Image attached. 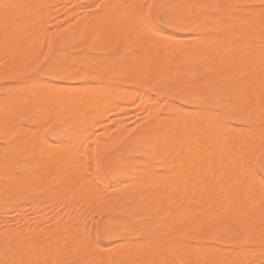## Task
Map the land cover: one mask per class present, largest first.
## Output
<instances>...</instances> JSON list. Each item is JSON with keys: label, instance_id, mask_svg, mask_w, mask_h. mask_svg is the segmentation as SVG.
<instances>
[{"label": "snow or ice", "instance_id": "snow-or-ice-1", "mask_svg": "<svg viewBox=\"0 0 264 264\" xmlns=\"http://www.w3.org/2000/svg\"><path fill=\"white\" fill-rule=\"evenodd\" d=\"M10 7L6 5L5 10ZM71 7L75 9L77 6ZM79 7L103 11L108 6L99 0ZM116 7L124 9L125 16L135 18L143 32L159 34L164 29H173L196 33L211 29L206 35L214 37L213 40L194 45L184 53L181 63L185 67H206L221 56L222 49L232 51V61L238 67L231 75H221L217 79L193 74L190 83L184 87L180 86L178 78L163 76L152 79L138 75L137 86L144 92L136 96L131 105L142 109L148 117L156 113L153 123L161 119L160 113L171 111L180 99L185 104L205 106L202 109L206 112L204 126L197 128L195 142H182L174 162L163 173L152 172L150 167L143 169L151 178H160L164 182L169 204L167 209L156 208L147 216L142 211L98 214L100 219L93 227L92 237L81 245L85 256L75 261L63 255L68 251L67 239L63 240L62 248L57 237L42 241L32 236L4 235L0 237V264H103V261L88 259L87 249L98 245L100 236L109 239L116 235L122 237L123 251L128 256L122 259L117 255L111 264H264V152L250 157L248 166L249 173L259 177L262 188L259 215L255 214L254 208L237 215H233L230 209L193 215L194 202L187 199L185 203L190 184L216 176L217 159L235 136L258 134L264 141V0H202L191 5H165L156 0H143ZM197 21H201L199 27H196ZM46 31L51 34L45 37V47L49 52L53 47L60 49L68 38V29L64 25L59 31ZM3 63L0 60V65ZM51 67L49 56L41 54L17 67L14 73H0V84L9 87L7 82L10 81L35 80L49 74ZM56 78L66 77L57 75ZM236 83L246 85V96L225 98L228 86ZM37 91L48 92L47 89ZM14 108L15 101L6 94L0 106V120L6 124L17 122ZM35 113L36 109H33L24 119L31 123ZM144 122L141 119V123ZM40 127L49 136L74 135L83 155L89 159V170L101 177L128 173L137 161L151 166L155 157L160 155L158 147L138 150V155H130L128 136L123 139L113 136L101 142L104 132L116 130L114 122L110 129L103 131L93 125L90 133L69 119L48 120ZM137 127L133 124V129ZM4 136L7 139V132ZM10 159V154L5 152L3 162L6 169ZM16 175L19 177L22 173L17 172ZM7 180L6 175L5 182ZM181 191L185 192L184 197L180 196ZM195 204L199 206V202Z\"/></svg>", "mask_w": 264, "mask_h": 264}, {"label": "rangeland", "instance_id": "rangeland-1", "mask_svg": "<svg viewBox=\"0 0 264 264\" xmlns=\"http://www.w3.org/2000/svg\"><path fill=\"white\" fill-rule=\"evenodd\" d=\"M1 1V0H0ZM31 1H33L34 3H37L38 1H40L41 2V0H31ZM46 3H49V5H48V7L51 5H53L52 7L50 6L49 7V11H48V7L46 8V7H44V8H46V14L48 15V17L46 18V19H44V17H43V19L42 18H40V19H42L41 20V22H40V24L39 25H37L38 26V28H37V26H36V23H37V21L39 20V19H37L36 17V15H38V12L34 9H32V8H30L29 10H30V12H31V10H32V14H30L29 15V17H27L26 16V14L29 12H24L23 11V15L24 16H26L27 17V19H28V21L25 23L24 22V24H27L26 26L25 25H20L21 26V28H20V26L16 29V32H17V35L18 36H21L20 34L22 33L23 35H24V32H21V30H25V27H27V34L28 35H26L27 36V38H22V39H24V40H20V41H17V42H14V43H17L15 46L16 47H18V48H22L23 49V47H26V46H28L29 44V42H30V38L32 39V41H34V42H38V40H39V42L38 43H36V52H37V50L41 53V54H43V55H48L49 56V59H50V61H51V65H53V62L55 63L54 65H53V67H51V70L52 69H54V72L56 73V74H58L59 76H61V77H66V78H64V79H52V80H50V79H48V78H45V77H47V75H44V76H41V77H38V78H36L35 80H37V81H35V80H33V79H28V80H17V81H10V82H7L8 84H9V87H13L12 89H11V91H9L8 90V87H5L3 84H0V92H2V93H0V101L2 100L3 101V97L6 95V94H10L9 96L11 97H13V98H15L16 100H17V102H19L20 100V102H22V100H23V98L21 99V98H19V97H17V96H14V92L16 91L17 93L18 92H21L20 94L22 95L23 93H25L26 92V94L27 93H31V91H30V87H32V86H34V85H36L37 83H38V85L41 83V82H45V83H50L51 85H54V86H58V85H61V84H63V83H69V84H71V85H76L77 87H81V85L80 84H82L83 85V87L82 88H84L85 86H84V84L85 85H92V84H101V85H108V84H112L113 86H120V90H122V91H124L123 89H122V87L124 88V89H126L127 90V88L129 89L130 87L132 88V89H135V90H138L141 94H143V92H144V89H140L138 86H137V83H136V81L135 80H133L130 76H127L126 77V75H128V73L126 72V70L128 71L129 70V68L131 69V70H133L134 72L133 73H137V74H143L146 78H153V79H155V78H157V77H163V76H170L171 78H173V79H179V81H180V86L181 87H184V86H186V85H188L189 83H190V81L192 80V77H193V74H196V75H198V76H204V77H207V78H209V79H216L217 77L219 78L220 77V75H223V73H224V75H231L232 74V72H233V69L234 68H232L231 70H232V72L230 71V70H228V69H230V67H229V65L231 66V67H234V65L235 64H231V63H228L229 61H231L232 63H233V61L231 60V59H229V57H230V53L232 52V51H230V49H229V51H228V49H224L223 51L221 50V52H225V53H221V54H223V55H221L222 56V59H223V57L225 56L226 58H224L223 59V61L225 60V64H224V66H223V62H221L222 60H221V58H220V60L221 61H218L219 62V64H218V62H217V60H219V58H217L216 59V61H215V63H216V65L214 64V63H210V64H208L206 67H208V68H206V67H203V68H201V67H191V68H189V67H185L182 63H181V61L184 59V53L186 52V50H188V49H190L191 48V43H197L198 42V44H199V40H200V44L201 43H207V42H210L211 40H213V39H211L210 38V40L209 41H202L201 42V39L202 40H205V39H203L204 37L206 38H209L208 36H210V35H206L207 33H209L210 31H211V29H204L203 31H200V32H196V33H194V32H177V31H175V30H173V29H164V31H162V32H160L159 33V35H160V38L161 37H163L162 39H164L163 41H162V39H159V42L160 41H162L163 43H165L166 44V42H168V41H170L169 39H174V38H177V40H174L173 42H168V43H171V44H166V46H164L163 44H161V45H163L165 48H167V47H169L168 49H169V54L171 55H168V58H158V59H154L153 57H152V52H150L151 53V55L148 53H145V54H147V57L148 58H146V56H145V54L144 55H142L143 53H144V51L145 52H147V48H148V46H147V42L145 43L144 41H141V39L142 40H145L146 41V36H145V34L143 35V36H140V38L141 39H137L138 38V36L140 35L139 34V31H138V33L136 34V35H131V34H133V33H135L134 31H136V29L138 28V27H136V25H135V28H133L134 30L132 31V29H131V33L130 34H128L129 32H125L126 34V36H124V34L122 35V34H120V33H124V31L123 32H118V30H115V32H112V30L110 29V31H109V28H112V26L113 25H115V23L113 24V20H115V18L114 17H112V18H114L113 20H111L112 18H111V16L112 15H110V19L108 18V20L106 19L105 21H102L103 23H102V26L103 27H101L102 29L101 30H99V29H97V28H91L92 27V25H91V23H89L90 25H91V27H89V25L87 24L90 20H91V22H92V19H98L99 18V15H100V13L102 12V11H100V10H98V9H93L92 11H89L88 9V11H86L85 10V8H81V7H79V5H81V4H95V3H97L98 2V0H93V1H89V2H83V0H67V1H65V0H53V1H55V3H51V2H53V1H49L48 2V0H44ZM56 1H58V3L56 2ZM75 1H78L77 3L75 2ZM140 1H142L143 2V0H140ZM174 1H176V2H174ZM196 0H156V2L157 3H159V4H165V5H171V4H186V3H188L189 5H191V4H193V3H196L197 1H198V3H200V2H202V0H197L196 2H195ZM102 2H103V4H105V5H107L108 7H110L111 5H112V3H113V0H102ZM139 2V1H138ZM75 3L77 4L76 6V8L75 9H73L72 7H71V5H75ZM117 3L118 4H116V5H120V4H124V3H129V1L128 0H119V2L117 1ZM141 3V2H140ZM79 4V5H78ZM7 5H11V6H14L15 7V3H9V4H7ZM6 6V5H5ZM45 6H46V4H45ZM13 7V8H14ZM26 8V7H25ZM24 8V9H25ZM28 8V7H27ZM26 8V9H27ZM10 9H12V7H10ZM14 9H16V8H14ZM14 9H12V10H14ZM40 9V8H39ZM118 9H121L120 10V12L119 13H122V14H124V12H125V10L123 9L122 10V8H119L118 7ZM23 10V9H22ZM41 10H43V8L41 9ZM40 10V11H41ZM117 9H115L114 11H116ZM33 11H36L35 13L33 12ZM121 11H123V12H121ZM20 12V11H19ZM22 12V11H21ZM20 12V15L22 14ZM29 12V13H30ZM111 12H112V10H111ZM42 15H43V13L42 12H40ZM115 13V12H114ZM22 15V16H23ZM31 15L35 18V19H37V20H35L34 18H30L31 17ZM44 16V15H43ZM123 16V15H122ZM25 17V18H26ZM19 18H21V17H19ZM30 18V19H29ZM124 18H127V16H125V14H124ZM130 18V17H129ZM132 18V17H131ZM130 18V19H131ZM3 19V18H2ZM1 18H0V29H2V27H3V24L5 23L4 22V20H2ZM27 19H25V21L27 20ZM121 19H123V18H120L119 19V21H122ZM98 20H100V18L98 19ZM132 21L133 20H130V24L132 23ZM115 22V21H114ZM136 22V21H135ZM107 23H112V25H107ZM117 23L119 24V26H120V22H118V20H117ZM117 23H116V25H117ZM83 24H85V25H83ZM86 24H87V26H86ZM106 26H105V25ZM136 24V23H135ZM61 25H64L65 27H67V29H68V38H67V42L65 41V43L63 44V46L60 48V49H56L55 47H53L52 48V51L51 52H49L48 51V49L45 47V44H46V40H45V37H50V32H48V31H46V29H55V30H57V31H59L60 30V28H61ZM82 25V27H79L80 28V30L78 31V29H77V27L78 26H81ZM115 25V26H116ZM132 26L134 25V21H133V23L131 24ZM2 26V27H1ZM114 26V27H115ZM118 26V25H117ZM118 26V27H119ZM138 26V25H137ZM89 27V30H87V28ZM109 27V28H108ZM117 27V28H118ZM199 27V26H198ZM82 28V29H81ZM87 30V31H86ZM90 30H92V31H90ZM85 31H86V33H85ZM117 31V32H116ZM121 31V30H120ZM141 31V30H140ZM78 32V33H77ZM80 32V33H79ZM83 32V33H82ZM88 32V33H87ZM110 32V33H109ZM142 32V31H141ZM26 33V32H25ZM95 33H97V35H98V37H97V35H95ZM144 33H146V32H144ZM148 33V32H147ZM147 33H146V35H147ZM80 34H83V35H81L80 36ZM99 34L100 35H102L103 37H100L99 36ZM110 34H112V35H110ZM122 35V36H124V37H120V35ZM162 34V35H161ZM93 36L91 39H90V37L91 36ZM149 35V34H148ZM147 35V36H148ZM1 36V35H0ZM116 37V36H119V37H117V39L116 38H114V37ZM137 36V37H136ZM22 37H24V36H22ZM129 37H131V38H129ZM170 37H172V38H170ZM201 38V39H196V38ZM29 38V39H28ZM98 38H101V40H103V41H100ZM103 38V39H102ZM122 40V41H124L125 39H126V41H124V42H122L120 39ZM206 38V39H207ZM26 39H28L29 40V42H28V40H26ZM99 41H98V40ZM119 39V40H118ZM128 39V40H127ZM130 39V40H129ZM195 39H196V41L197 42H195ZM147 41H149L150 42V44H152L155 40H151L150 38H148L147 39ZM148 42V43H149ZM161 42V43H162ZM26 43V44H25ZM31 43V42H30ZM67 43V44H66ZM28 44V45H27ZM125 45L123 48H122V46L123 45ZM129 44V45H128ZM194 44H192L193 46H194ZM2 45V44H1ZM131 45V46H130ZM195 45H197V44H195ZM14 46V44L12 45V47H11V49H15L16 47ZM65 46V47H64ZM69 46V47H68ZM130 46V47H129ZM133 46H134V48L136 47V49H134L133 48ZM180 46V47H179ZM30 47V48H29ZM29 47H28V50L29 51H23V52H25V53H23L22 55V57H21V59H19L18 61H16V57L14 58V59H12V54H14V52L12 51V50H10V49H8L7 50V48H6V51L4 50V53H2V49H4V45H2V48L0 47V51H1V54H0V57L4 54V55H6V53L8 54V52H9V55H8V57L9 56H11V58H9L8 59V57L7 56H5V57H1L2 59H4L3 61H5L4 63V66L3 65H0V70L1 69H3V68H1V66L2 67H5V70H6V68L8 67V66H10L11 67V69H13L14 71H15V69H16V67H19V66H16L15 67V65L16 64H14V65H12V61H11V64L9 63V62H7L8 60L10 61V60H13L14 62H18V63H20L21 61H22V63H20L21 64V66L23 65V62H24V60H25V62H30V61H33L35 58V56H37V53H34L33 52V54H32V56H34V54H36L34 57H32V59H30L28 56L29 55H31L30 54V51L32 52V48H33V45L31 46V45H29ZM163 47V49L165 50V48ZM9 48V47H8ZM38 48V49H37ZM66 48H68V49H66ZM96 48H98V49H96ZM177 48V51H175L174 49H176ZM27 49V48H26ZM122 49V51H120ZM125 49V50H124ZM142 50V49H145V50H142L141 52H139V50ZM172 49V50H171ZM12 51L13 53H11V55H10V51ZM15 50H17V48L15 49ZM19 50V49H18ZM99 50V51H98ZM97 51V52H96ZM136 51V52H135ZM137 51L140 53H137ZM180 51H182V52H180ZM185 51V52H184ZM29 52V53H28ZM99 52V53H98ZM102 52V53H101ZM134 52H135V54H134ZM176 52V53H175ZM184 52V53H183ZM230 52V53H229ZM16 53V52H15ZM106 53H107V55H106ZM121 53V54H120ZM139 54V56L140 57H143L144 58V60H143V58L141 59V58H139V56H137L136 57V55L137 54ZM183 53V54H182ZM226 53H228V54H226ZM29 54V55H28ZM60 54H61V56H60ZM89 56H88V55ZM15 55V54H14ZM53 55V56H52ZM99 55V56H98ZM106 55V56H105ZM134 55H135V57L137 58V60L136 61H139V59H141L140 61H139V63H137V62H135V60H134ZM228 55H229V57H228ZM231 55H233L232 53H231ZM38 56H41V55H39V53H38ZM65 58H64V57ZM152 57V58H150V57ZM20 57V56H19ZM25 59H24V58ZM26 57H28L29 59H30V61L27 59L26 60ZM98 57V58H97ZM105 57V58H104ZM111 58V59H109V58ZM232 57V56H231ZM1 58H0V60H1ZM7 58V59H6ZM18 58V57H17ZM128 58H130V59H128ZM98 59H99V61H103V63L102 62H99L98 61ZM152 59V60H151ZM164 59V60H163ZM229 61H228V60ZM144 62H143V61ZM160 60H161V62H160ZM53 61V62H52ZM151 61H154L155 63H154V65L155 64H158L157 66H158V68L156 67V65H155V67H153V66H151L152 64H153V62H151ZM157 61V62H156ZM175 61V62H174ZM227 61V62H226ZM25 62H24V64H25ZM131 64H130V63ZM151 62V63H150ZM158 62H160V63H163V65H160V63H158ZM7 63V64H6ZM98 64L99 66L97 67V66H95V64ZM142 63H143V65H142ZM166 65H165V64ZM174 63V64H173ZM8 64H10V65H8ZM57 64V65H56ZM213 64V65H212ZM19 65V64H18ZM128 65V66H127ZM212 65V67L213 66H215V70L213 69L212 70V68H210V66ZM91 66V67H90ZM166 66V67H165ZM216 66H218V67H216ZM55 67V68H54ZM96 67V68H95ZM108 67V68H107ZM110 67V68H109ZM125 67H127L126 68V70H125ZM160 67V68H159ZM223 67H224V69H223ZM225 67H226V70H228L227 71V73H226V71L225 72H223L224 70H225ZM236 67H238V65L236 66ZM235 67V68H236ZM9 68V67H8ZM57 68H59V69H57ZM105 68V69H104ZM113 68H114V70H113ZM146 68V69H145ZM153 68H155V69H153ZM177 68V69H176ZM228 68V69H227ZM11 69L9 68V69H7L6 71H4L5 73H14V71L12 72L11 71ZM55 69H56V71H55ZM62 69V70H61ZM109 69V70H108ZM145 69V70H144ZM151 69V70H150ZM161 69V70H160ZM211 69V70H210ZM10 70V71H9ZM59 70V71H58ZM70 70H71V72H70ZM123 70V74L122 73H120L121 71ZM151 72H150V71ZM155 71V73H153V71ZM165 70V71H164ZM185 70H187V71H185ZM196 70V71H195ZM217 70V71H216ZM96 71V72H95ZM112 71V72H111ZM125 71V72H124ZM130 71V70H129ZM128 71V72H129ZM136 71V72H135ZM144 71V72H143ZM159 71V72H158ZM172 71V72H171ZM195 71V72H194ZM199 71V72H198ZM220 71V72H219ZM234 71H235V69H234ZM1 72V71H0ZM59 72V73H58ZM61 72H63V73H61ZM92 72V73H91ZM147 72V73H146ZM149 72H150V74H149ZM157 72V73H156ZM166 72V73H165ZM186 72V73H185ZM196 72H198V73H196ZM230 72V73H229ZM131 73H132V71H131ZM63 74V75H62ZM86 74H88V75H86ZM202 74V75H201ZM218 74V75H217ZM220 74V75H219ZM73 75H75V76H73ZM181 75V76H180ZM207 75V76H206ZM211 75V76H210ZM216 76V77H215ZM94 77V78H93ZM99 78V80H97L96 78ZM130 77V78H129ZM213 77V78H212ZM101 78V79H100ZM127 78H128V80H127ZM89 79V80H88ZM92 79V80H91ZM114 79V80H113ZM65 80V81H64ZM85 80V81H84ZM103 80V81H102ZM113 80V81H112ZM123 81V82H122ZM34 82H36V84L34 83ZM84 82V83H83ZM87 82V83H86ZM104 82H105V84H104ZM121 82V83H120ZM31 83V84H30ZM45 83H42V84H45ZM92 83V84H91ZM117 83V84H116ZM26 84V85H25ZM13 85H15V86H13ZM29 85H30V87H29ZM87 85V86H88ZM89 85V86H90ZM243 85L244 84H242L241 83V85H240V83H236V84H231V85H229L228 87L229 88H227L226 90L227 91H225V93H224V96H226L225 98H232V99H236L237 97H240V98H242L243 96H246V94H245V91H246V87H243ZM122 86V87H121ZM241 86V87H240ZM246 86V85H245ZM238 87H239V89H238ZM242 87L244 88V89H242ZM14 88H16V90L14 89ZM87 88V87H86ZM86 88H85V90H86ZM115 88V87H114ZM233 88V90H235V92H237L236 94L238 95H236L235 94V92H232V90L231 89ZM14 89V91H12ZM18 89V90H17ZM24 89V90H23ZM118 89V88H117ZM238 89V90H237ZM6 90V91H5ZM83 90L84 89H82V92H83ZM237 90V91H236ZM241 90H245L244 92H242L243 94H245V95H242L241 96V93H240V91ZM25 91V92H24ZM8 92V93H7ZM238 92H239V94H238ZM98 93V92H97ZM231 93H232V95H231ZM13 94V95H12ZM70 95H73V92H67V96H70ZM11 97V99L12 100H14L15 101V105L17 106V104H18V106H19V104L20 103H16V100L15 99H13ZM17 97V98H16ZM40 97H35V98H33L32 100H30L29 102H27V103H25V106L27 107V109H30V108H33V109H36V112H39L40 110H42V108H43V105L42 104H40V103H42V98H40ZM161 99H163V97H160ZM244 98V97H243ZM112 99V98H111ZM1 101V102H2ZM81 101H84L85 103H86V105H88L87 103L89 102L88 101V99L86 98L85 100H83V98H82V100ZM112 101V100H111ZM132 101V100H131ZM131 101H128V102H126L124 105H123V107H121V108H119V109H114V108H110V109H108L107 111H105L104 112V114H103V119L101 120V121H99V123H97V124H94V125H96V129L97 130H100V131H103V129H110L111 128V126H112V123L114 122L115 123V125H116V130L115 131H112V132H104L103 134H105L106 135V138L107 139H111V137H113V136H116L117 134H119V135H121V134H123V136H128V139L131 141V145H130V155H138V150L139 151H146V150H148V148H146V147H144V148H140L139 147V141H140V135H137V133H141V131L143 130V128H144V126H146L147 124H150V121L149 120H147L146 119V116H147V114L146 113H144V111L142 110V109H139V108H136V107H133L132 105H131ZM83 102V103H84ZM3 103V102H2ZM39 103V104H38ZM82 103V102H81ZM184 103V100L183 99H180V100H178V101H176V105H175V108L172 110V111H168V112H163V113H160V115L161 116H166V118H171V117H180V115L181 114H183L182 116H185V115H189V114H194V115H199V114H201L202 112H203V110L202 109H204V105H201V104H196V103H191V104H183ZM1 104V103H0ZM3 105V104H2ZM1 106V105H0ZM15 106V108H14V114L15 113H17L18 114V110H17V107ZM32 106H34V107H32ZM40 106L42 107V108H40ZM177 106V107H176ZM39 108V109H38ZM177 108V109H176ZM186 108V109H185ZM45 109L43 108V111H41V112H45L44 111ZM48 112H49V110H47ZM61 111V112H60ZM59 112H58V114H57V116H55V117H58L57 119H55L54 117L52 118V116H48V117H51V119L49 118L48 119V117H46V112H45V114H43L42 116H41V112H39V113H36V115H37V119L36 120H38V123L37 122H35L36 124H32L33 122H31L30 124H29V121L28 120H25L24 119V117L22 116L21 117V115H20V113L18 114V115H14V117H15V121H17V122H15V124H16V126H13V128H17L20 124H23V125H26L27 127H29V128H36V125L37 124H39V123H41V124H44L46 121H45V119H47V121L48 120H52V121H56V120H60V118L61 119H69V116H70V114L72 113V111H73V106L71 105V104H66V105H64L62 108H61V110H60ZM191 111V112H190ZM47 112V113H48ZM194 112V113H193ZM52 113H53V111H51L50 110V112L48 113V115H52ZM185 114V115H184ZM77 115V114H76ZM172 115H174V116H172ZM39 117V118H38ZM43 117V118H42ZM46 117V118H45ZM162 118H164V117H162ZM55 119V120H54ZM141 119H143L145 122L142 124L141 123ZM35 120V121H36ZM44 120V121H43ZM2 121V122H1ZM28 121V122H27ZM0 161L2 160H4V153L5 152H7V153H9L10 154V156H11V158H14V159H10V161H9V165H10V167L9 168H12L13 170H7L10 174H13V172H14V174L13 175H15L17 172H19V173H22V175H21V177H23L25 180H30V179H35V178H37V179H39L40 177H39V174H41V173H36V171L34 170V169H32V164L33 163H35L36 161V159L38 160L39 158H41L42 157V153H43V151H42V149H40L37 153H36V155L35 156H30L28 153H26V151H25V149H24V147H23V145L21 146V143H19L18 141H20L19 139H24L26 136H24V135H22V136H18V137H15L16 136V134L15 133H13V132H11V133H9L10 131H13V129L12 130H10L12 127H11V125L13 124H10V125H8L7 124V126H9L10 128H9V131H8V127L6 126V125H4V123L5 122H3V120H0ZM19 122H21V123H19ZM40 124V125H41ZM133 124H136V125H138V127L137 128H135V129H133ZM14 125V124H13ZM40 125H38L37 127H39ZM6 126V128H4V127ZM93 126V125H92ZM91 126V127H92ZM91 127L88 129V130H90L91 129ZM4 129H6V131L4 130ZM41 129V131H42V135L40 136L41 138V140H42V138H43V140L45 141V140H52V138L55 136L58 140H59V142L57 143V145L58 144H60V146H65L66 144H68V143H70L71 145H74L75 144V142L77 141L76 139H71V142H70V140H67V139H65L64 138V135H53V136H49L46 132H44L43 130H42V128H40ZM14 131H15V129H14ZM41 131H40V133H41ZM5 132H7V137H8V140L7 139H5V136H4V133ZM123 132V133H122ZM125 133V134H124ZM129 133L131 134V135H129ZM171 133V137L169 138V139H173V138H175V136H177L176 134H175V132H170ZM174 133V134H173ZM10 134V135H9ZM179 135V134H178ZM251 135V134H250ZM250 135H248L247 136V134L245 133V136L244 135H240L239 137H238V135L236 136V138L234 139H232L231 141H236V139H237V144L238 143H241V144H239L240 146L242 145V148L240 149V147H238V153L236 154H234V155H238L239 154V156L238 157H240L241 158V160L242 161H244V159H242V157H241V155L242 156H244V158H246L250 153H251V151H253V149H254V151H256L257 150V152H252L251 153V155L252 154H254V156H259L260 155V153L261 152H264V141L262 142V140H259V136H258V134H257V138H256V144H255V142H253V140H251L250 141V138H252V136H250ZM256 134H254V136H255ZM242 136V137H241ZM244 136V137H243ZM2 138V139H1ZM10 138V139H9ZM255 138H252V139H254L255 140ZM101 139H103V136L101 137ZM123 139V138H122ZM244 139V140H243ZM246 139H248L250 142H252L253 143V145L251 144H249V142L246 140ZM242 140V141H241ZM259 140V141H258ZM16 142L17 141V144L20 146V148L21 149H19V151H18V148H19V146H17V144L16 143H14V142ZM135 141V142H134ZM241 141V142H240ZM245 141H247L246 143L248 144H246V143H244ZM177 143H179V145L181 144V141H180V138H179V140H177L176 141ZM260 142V143H259ZM262 142V143H261ZM5 143H7V145H8V147L7 148H5ZM13 143V144H12ZM61 143H63V145L61 144ZM66 143V144H65ZM244 145H243V144ZM257 143H259V145L257 144ZM15 145V146H14ZM229 145H231L232 146V148H231V146L228 148L229 149V152L231 153V152H233L234 153V151H236L237 152V149H236V147H235V149L233 150V151H230V150H232L234 147H233V144H232V142L231 143H229ZM235 146H236V143L234 144ZM246 145V146H245ZM255 145V146H254ZM256 145H258L257 147H256ZM3 146V147H2ZM13 146V147H12ZM59 146V145H58ZM244 146V147H243ZM249 146H251V147H249ZM248 149V151L246 150V148ZM260 147V148H259ZM56 147H54L53 148V150L55 149ZM244 148V149H243ZM251 148V149H250ZM262 148V149H261ZM240 149V150H239ZM260 149V150H259ZM13 150V151H12ZM245 152V154H247L246 153V151L247 152H250V153H248V155H245V154H243V151ZM250 150V151H249ZM15 151V153H13ZM259 151V152H258ZM19 152V153H18ZM23 152V153H22ZM82 152H83V150L80 148V150H79V153L80 154H82ZM177 152V151H176ZM176 152H174L173 153V155L171 156V158L169 159V162H168V164L171 166V164L174 162V158H175V156H176ZM228 152V151H227ZM240 152V153H239ZM21 153H22V155L23 156H21ZM41 153V154H40ZM229 153V154H230ZM232 153V154H233ZM166 154H167V149H165L162 153H160V155H159V160H157V161H155V162H152V168H151V171L152 172H160V173H163L164 172V170H167V168H166V163L164 162V159L163 158H165V156H166ZM227 154V153H226ZM225 154V155H226ZM229 154H227V157H225V160H227V159H230L229 157H228V155ZM241 154V155H240ZM27 155V156H26ZM234 155L232 156V157H234ZM15 156H16V158H15ZM254 156H251V157H254ZM23 157H25V158H23ZM248 157H250V155L248 156ZM28 158V159H27ZM223 158V157H222ZM221 158V159H222ZM221 159H219L218 161H219V164H221ZM233 159H235V157L234 158H232L231 160H233ZM162 160V161H161ZM240 160V159H239ZM249 160V159H248ZM2 161H1V163H2ZM14 161V162H13ZM29 161H30V163H29ZM234 161V163H235V165L237 164V167H236V169H237V172L239 171V169H238V165H241V168H242V170H243V168H244V164H243V166H242V164H239L238 163V161L235 159V160H233ZM233 161H232V163H233ZM250 161V160H249ZM52 159H51V157H48V158H46V161L44 160V164H42V165H45V166H49V165H51L52 164ZM223 163L224 162H226V161H222ZM228 162H230V161H228ZM246 162V164L247 165H249V162L247 163V160L245 161ZM0 163V164H1ZM231 163V162H230ZM232 163H231V165H232ZM240 163H242L241 161H240ZM13 164V165H12ZM226 164V163H225ZM245 164V165H246ZM4 165L5 164H3V167H4ZM218 166V165H217ZM2 167V166H1ZM2 167V168H3ZM142 167V165H141V162L140 161H137V163H136V165H135V167L130 171V172H128V173H125V174H123L122 175V177L118 180V181H116V182H113V184H112V186H110V187H108L107 189H106V193H113V191L115 190V189H117V188H121L123 185H125V184H127V183H129L130 181H132V179L133 178H135L136 177V175H137V170L138 169H140ZM224 167L225 168H227V166H225L224 165ZM248 167V166H247ZM25 168H26V170H25ZM228 168H230V167H228ZM234 168V167H233ZM236 169H234V170H236ZM247 169V168H246ZM225 170H227V169H225ZM230 169H228V171H229ZM233 170V169H232ZM227 171V172H228ZM4 172V171H3ZM12 172V173H11ZM25 172L27 173V174H25ZM240 172H242V171H240ZM243 172H244V170H243ZM242 172V173H243ZM247 170H246V174H245V176L244 177H246L247 178ZM32 173V174H31ZM1 174L3 175V177L1 176ZM7 176H8V180H7V182H5V175H4V173H1L0 172V206H2V210L0 211V233L2 232V233H4V231H6V229H8L9 230V228L11 229V230H9L10 232H12V230L14 231V229H16V230H18L20 233H24L25 234V232H26V235L28 234V232L30 233V231H31V229L30 228H32V229H34L35 227H37L36 229H38V228H40V229H42V227L44 226V224L47 222L48 223V219L50 218V220L51 219H53L52 217H55L56 218V220L55 221H57L56 223V225L57 226H59L60 228H63V229H65V230H68V232H67V234L72 230L73 231V228L74 227H77L78 226V224H79V227L77 228V230H79V232L78 233H76V232H74V233H76V234H73L72 232V234L70 233V235H68L65 239H67V241H68V246L70 247V248H72V249H70V251H72L74 248H77V246H79V244L81 243V242H84V241H87L88 239H90L91 237H92V235H93V227H94V225H96V224H98V222H99V219H100V216L98 215V214H107L109 211H112V212H114L115 214H121L122 213V211L126 208H124V206L127 204V203H125V202H127V198L129 199L130 197H132V196H129V197H125V198H123L121 201H123V203H124V205L122 204V203H106V204H104V205H102V206H93V208H92V206H90L89 205V203H87V202H81V201H79V200H77L76 198H77V195H76V193H73V191H70V188H71V186H67V185H59L56 189H55V191L54 190H51V191H49L48 189H45V188H43V189H41V188H37V189H35V187L33 188V190H32V188H24L23 190L22 189H18L16 186V179H15V177L12 175V177H11V175L9 174L8 175V173H5ZM30 174V175H29ZM233 174V173H232ZM240 174V173H239ZM244 174V173H243ZM228 175V174H227ZM15 176H17V175H15ZM37 176V177H36ZM230 176H231V174L230 175H228L227 176V182H228V184L230 185V181H232L233 182V184L231 183V187L230 188H232V189H228V188H226V189H228V192L225 190L224 192L225 193H223V194H225L226 196H224L225 198H226V203L227 204H225V207H226V209H225V212L226 211H228L229 209H230V211L232 212V214L233 215H237L240 211L241 212H243V211H250V210H252L253 208H254V211H256L255 212V214L256 215H259V212H260V208H259V204H260V196L259 195H261V192H259L260 194H258V195H256L254 192H251L252 190H256L257 189V187L259 186V183H260V181H259V177L258 176H253L252 177V179H251V177H250V179H251V182H249V183H251L252 184V186H251V184H249V186H251V187H248L247 185L248 184H246V187H248V188H244L245 189V192H243L242 191V194L244 193H246L245 194V196L243 197V198H241V200H239V199H237L238 197V195H234L233 196V194H235L234 192H233V189H234V182H235V180H234V178H232V179H230ZM233 176H235V177H237V175H236V172H235V174L233 175ZM14 177V178H13ZM99 177H101V176H99ZM225 177H226V175H225ZM243 177V178H244ZM248 177V178H249ZM30 178V179H29ZM101 178H103V179H110V175H104L103 177H101ZM210 178H211V176H210ZM40 179H44L42 176H41V178ZM224 179V178H223ZM222 179V180H223ZM239 179H242V177L240 178V175H239ZM58 179H53V181L54 182H56ZM204 180H206V182H207V180H209V179H207V178H205ZM226 180V179H225ZM246 180V179H245ZM92 181H97V179H93ZM221 181V180H220ZM236 181H237V179H236ZM256 181V182H255ZM259 181V182H258ZM58 182H61V180H58L56 183H58ZM83 182H85V178H81V179H78L77 180V183L78 184H82ZM203 182H205V181H203ZM241 182H244V179H242V180H240L239 181V183H241ZM246 182V181H245ZM245 182H244V184H245ZM248 182V181H247ZM16 183V184H15ZM256 183L258 184V185H256ZM2 184H3V186H2ZM10 184V185H9ZM12 185H13V187H12ZM16 185V186H15ZM118 185V186H117ZM236 185H237V183H236ZM235 185V186H236ZM242 185V184H241ZM241 185H239V187L241 186ZM5 186V187H4ZM9 186H11L13 189H11L10 188V190H9ZM114 186H116V187H114ZM261 187V186H260ZM59 188V189H58ZM6 191H4V190ZM242 190H243V188H241ZM259 189V188H258ZM258 189H257V191H258ZM262 189V188H261ZM4 191V194H3V192H1V191ZM38 190V191H37ZM230 190H231V192H233V194L231 195V193H230ZM238 190H240V189H238ZM247 190V191H246ZM251 190V191H250ZM38 192V193H37ZM51 192V193H50ZM251 192V193H250ZM105 193V194H106ZM241 193V192H240ZM240 193H237V194H240ZM247 193H249V194H247ZM258 193V192H257ZM227 194H229V196L227 195ZM102 195H104V193H102ZM252 195H254V196H256V199L252 196ZM230 196H233V197H235L236 199H237V201H238V203L236 202V201H234V199L232 198V197H230ZM259 196V197H258ZM29 197V198H28ZM242 197V196H241ZM248 197L250 198V199H248ZM258 197V198H257ZM4 198V199H3ZM254 198V199H253ZM3 199V200H2ZM13 199V200H12ZM25 199V200H24ZM26 199H28V200H26ZM235 199V200H236ZM243 199V200H242ZM36 201V203L37 204H25V206L22 204V203H25L26 201ZM38 200V201H37ZM252 200V201H251ZM5 201V202H4ZM229 201V202H228ZM243 201V202H242ZM244 201H245V203H244ZM39 202V203H38ZM230 202H231V205H230ZM235 202V203H234ZM239 202H240V204H239ZM12 203V204H11ZM22 204V206H20ZM245 205V206H243V205ZM111 205V206H110ZM122 205V206H121ZM164 205V206H163ZM232 205H234V206H232ZM89 206V207H88ZM169 206V204H168V200L166 201V202H164L163 204H159V205H157V206H155L154 208H152V210H150L145 216H147V215H149L150 213H152L156 208H160L161 210L162 209H164V208H166V207H168ZM195 205L193 204V207H194ZM99 208V209H96V208ZM113 207V208H112ZM121 207V208H120ZM237 207V208H236ZM247 207H249V208H247ZM101 208H103V210L101 209ZM118 208V209H117ZM204 208H207L208 210H211L212 208H210V206H205ZM215 209H217L216 207H214ZM213 208V209H214ZM117 209V210H116ZM213 210V212L215 211V213H216V210ZM234 209V210H233ZM236 209V210H235ZM244 209V210H243ZM257 209V210H256ZM4 210H5V212H4ZM115 211H117V212H115ZM132 211H137V208H136V206H133L132 207V210H131V212ZM2 212V213H1ZM212 212V213H213ZM54 218V219H55ZM54 219H53V221H54ZM49 220V221H50ZM78 223V224H77ZM77 225V226H76ZM35 226V227H34ZM28 229H30L29 231H28ZM39 229V230H40ZM7 230V231H8ZM64 230V231H65ZM74 230H75V228H74ZM38 231V230H37ZM16 232V231H15ZM15 232H14V234H15ZM41 231H38V233L37 234H39ZM1 233V234H2ZM20 233H16V234H20ZM46 233H49L50 234V231H48V232H46ZM0 234V235H1ZM7 234V233H6ZM10 234V233H9ZM13 234V233H12ZM36 234V233H35ZM35 234L34 235H32V237L34 236L35 238H37V237H39L38 239H40L41 237L39 236V235H41V234H39L38 236L36 235L35 236ZM4 234H2V236H3ZM8 235V234H7ZM21 235V234H20ZM23 235V234H22ZM29 235V234H28ZM27 235V236H28ZM2 236H0V237H2ZM24 236V235H23ZM42 236H43V234H42ZM66 236V235H65ZM64 236V237H65ZM63 237V238H64ZM43 238V237H42ZM98 239H99V244L98 245H96L94 248H91V249H87V253H90L89 255H87V258L90 256V258L89 259H91V260H99V261H103V264H111V261L113 260V258L115 257V256H117V252H118V254H120L121 252H123V251H121L120 250V252H119V249H123L124 248V241H123V239H122V237L120 236V235H116V236H113V237H111V238H109V239H104L103 238V236H100V237H98ZM117 241H119V242H117ZM121 241V242H120ZM85 243V242H84ZM82 244V243H81ZM123 246V247H122ZM80 249H79V251L80 252H82V253H85L84 252V250L81 248V247H79ZM75 252V251H74ZM72 253L73 255H69L68 256V258H70V260H74L75 261V259H78V258H81L82 256L79 254H75V253ZM116 253V254H115ZM123 253H127L126 251H124ZM114 254H115V256H114ZM82 255H84V254H82ZM104 256V260L103 259H100L101 257H103ZM112 256V257H111ZM121 256V258L122 259H126L127 258V254L125 255V254H122V255H120ZM82 258H84V256L82 257ZM112 259V260H111Z\"/></svg>", "mask_w": 264, "mask_h": 264}, {"label": "bare ground", "instance_id": "bare-ground-1", "mask_svg": "<svg viewBox=\"0 0 264 264\" xmlns=\"http://www.w3.org/2000/svg\"><path fill=\"white\" fill-rule=\"evenodd\" d=\"M38 1V0H37ZM49 1H53V0H48V2ZM59 1V0H58ZM58 1H56L57 3H58ZM65 1H67V0H65ZM90 0H83V2H89ZM91 1H93V0H91ZM117 1L119 2V0H113V3H112V5L110 6V7H106L101 13H100V15H99V18H100V20H98V19H92V22H91V20L87 23L88 25H89V27H91V25H92V27L91 28H97V29H99V30H101L102 28L101 27H103L102 26V21H105L106 19L108 20V18L110 19V15H112L111 16V18L112 17H114L115 18V20H113L114 18H112L111 20H113L112 22H113V24L115 23V25H116V23H117V20H118V22H120V26H119V24L117 23V25L119 26H115V25H113L112 26V28H109V31H110V29L112 30V32H115V30H118V32H123L124 31V33H120V34H124V36H126L125 34L127 33V32H129L128 34H130L134 29L133 28H135V25H136V27H138L137 29H136V31H134L135 33H133V34H131L132 36L133 35H136L137 33H138V31H139V36H138V40L139 39H141L140 38V36H143L144 34H145V36H146V41L145 40H142L141 39V41H144L145 43L147 42V46H148V48H147V52H145L146 50L145 49H142V50H145L144 51V53L142 54V55H144L145 53H149L150 55H151V53L150 52H152V57L155 59H158V58H168V55H170L169 54V47H167V48H165L164 46H166V44L168 43V42H173L174 40H177V38H174V39H169L170 41H168V42H166V44L165 43H163L162 41L164 40V39H162L163 37H161L160 38V35L159 34H155V33H147V35H146V33H144L143 31L141 32L140 31V29H139V26H137L138 24H137V22H135L136 20H135V18H129V17H127V18H124V14H125V12H124V14H122V13H119L120 12V10L121 9H118V7H116L117 5L116 4H118L117 3ZM129 1V3H131V4H136V3H140V2H142V1H140V0H128ZM139 1V2H138ZM192 1V0H191ZM197 1V0H196ZM195 1V2H196ZM200 1V0H199ZM76 3L78 2V1H75ZM98 2H99V0H98ZM174 2H176V1H174ZM9 3H15V7L14 6H11L12 7V9H14V8H16V9H14V10H12V9H10V8H8L7 9V11L5 10V5H7V4H9ZM51 3H55V1H53V2H51ZM75 3V5H77ZM196 3H198V1L196 2ZM45 4H46V6H45ZM49 5V3H46L44 0H41V2L40 1H38L37 3H34L33 1H31V0H1L0 1V18L2 19V20H4V24H3V27H2V29H0V47L2 48V45H4V49H2V53H4V50L6 51V48H7V50L8 49H10V50H12L13 52H14V54H12V59H14L15 57H16V61H18L19 59H21V57L23 56L22 54L23 53H25V52H23L24 50L25 51H29L28 50V47H29V45H33V48H32V52L30 51V54L31 55H29L28 57L30 58V59H32V57H34L36 54H34V56H32V54H33V52L34 53H37V56H35L34 58L36 59V57H38V53H39V55H41V53L37 50V52L35 51L36 50V43H38L39 42V40H38V42H34V41H32V39L30 38H28L29 40H30V42H29V40L28 39H26V40H28V46H26V47H23V49L20 47V48H18V47H16L15 45L17 44V43H14V42H17V41H20V40H24V39H22V38H27V36L26 35H28L27 34V27H25V30H21V32H24V35L21 33L20 35L21 36H18L17 35V32H16V29L20 26V25H27V24H24V22L26 23L27 21H28V19H27V17H29V15L30 14H32V10H31V12H30V8H32L33 10L35 9L37 12H38V15H36L37 17V19H39L38 21H37V23H36V26L37 25H39L40 24V22H41V20L43 19V17H44V19H46L47 17H48V15L46 14V8L48 7V5ZM174 4V3H173ZM176 4V3H175ZM186 4H188V3H186ZM79 5V4H78ZM51 6V5H50ZM49 6V7H50ZM53 6V5H52ZM51 6V7H52ZM14 7V8H13ZM27 9H26V8ZM44 7H46V8H44ZM49 7L47 8L48 9V11H49ZM25 8V9H24ZM40 8V9H39ZM43 8V10H41ZM23 9V10H22ZM115 9H117L116 11H114ZM41 10V11H40ZM86 11H88L87 9H85ZM111 10H112V12H111ZM123 10V9H122ZM22 13L21 15H20V12ZM23 11L24 12H26L27 14H26V16H24L23 14ZM36 11H33L34 13L36 12ZM40 12H42L43 13V15L40 13ZM115 12V13H114ZM121 12H123V11H121ZM23 15V16H22ZM47 17H46V16ZM123 15V16H122ZM19 17H21V18H19ZM26 17V18H25ZM46 17V18H45ZM30 18H34L32 15H31V17ZM29 18V19H30ZM40 18H42V19H40ZM120 18H123V19H121L122 21H119V19ZM25 19H27L26 21H25ZM35 19V18H34ZM37 19H35V20H37ZM130 20H133L134 21V25L132 26L131 24L133 23V21H132V23L130 24L129 22H130ZM115 21V22H114ZM89 23H91V25L89 24ZM136 23V24H135ZM200 23H201V21H197L196 22V27H198L199 25H200ZM87 24H86V26H87ZM112 25V23L110 24V23H107V25ZM83 25H85V24H83ZM105 25V24H104ZM106 26V25H105ZM115 26V27H114ZM79 27H82V25L81 26H78L77 27V29L79 28ZM89 27L87 28V30H89ZM118 27V28H117ZM20 28H21V26H20ZM37 28H38V26H37ZM93 28V29H94ZM82 29V28H81ZM131 29H132V31H131ZM80 30V28L78 29V31ZM86 30V31H87ZM121 30V31H120ZM86 31H85V33H86ZM90 31H92V30H90ZM117 32V31H116ZM126 32V33H125ZM78 33V32H77ZM80 33V32H79ZM83 33V32H82ZM88 33V32H87ZM110 33V32H109ZM119 34V35H120ZM81 35H83V34H80V36ZM95 35H97V33H95ZM110 35H112V34H110ZM122 35H120V37H124V36H122ZM162 35V34H161ZM22 36H24V37H22ZM91 36V35H90ZM99 36L100 37H103L102 35H100L99 34ZM208 36V35H207ZM93 36H91L90 37V39L92 38ZM97 37H98V35H97ZM114 37V36H113ZM117 37H119V36H116V37H114V38H116L117 39ZM137 37V36H136ZM209 38H203V39H205V40H202L200 37L199 38H196V39H201V42L202 41H209L210 40V38L211 39H214V37H212V36H208ZM104 38V37H103ZM102 38V39H103ZM129 38H131V37H129ZM148 38H150L151 40H155L152 44H150V42L149 41H147V39ZM170 38H172V37H170ZM100 41H103V40H101V38H98ZM97 39V40H98ZM120 39V38H119ZM118 39V40H119ZM159 39H162V41H160L159 42ZM196 39H195V42H197L196 41ZM98 40V41H99ZM121 40V39H120ZM123 40V39H122ZM121 40V41H122ZM128 40V39H127ZM130 40V39H129ZM124 41H126V39L124 40ZM124 41H122V42H124ZM67 42V41H66ZM149 42V43H148ZM162 42V43H161ZM65 43V42H64ZM125 43V42H124ZM2 44V45H1ZM14 44V46L17 48V50H15V49H11V47H12V45ZM26 44V43H25ZM67 44V43H66ZM161 44H165L164 46L163 45H161ZM168 44H171V43H168ZM192 44H194V43H191L190 45H191V47L193 46ZM195 44H198V42L197 43H195ZM194 44V45H195ZM199 44H200V40H199ZM123 45V44H122ZM129 45V44H128ZM11 46V47H10ZM125 45H123L122 46V48L124 47ZM131 46V45H130ZM129 46V47H130ZM9 47V48H8ZM65 47V46H64ZM69 47V46H68ZM126 47V46H125ZM163 47L165 48V50L163 49ZM180 47V46H179ZM13 48V47H12ZM27 48V49H26ZM30 48V47H29ZM133 48H134V46H133ZM19 49V50H18ZM35 49V50H34ZM38 49V48H37ZM66 49H68V48H66ZM96 49H98V48H96ZM134 49H136V47L134 48ZM1 50V49H0ZM9 50V51H10ZM125 50V49H124ZM141 49L139 50V52H141L142 51ZM172 50V49H171ZM175 51H177V48L176 49H174ZM224 49H222V51H223ZM12 51H10V55H11V53H13ZM99 51V50H98ZM120 51H122V49L120 50ZM187 51V50H186ZM225 51V50H224ZM228 51H229V49H228ZM231 51V50H230ZM16 52V53H15ZM97 52V51H96ZM123 52V51H122ZM136 52V51H135ZM135 52H134V54H135ZM138 51H137V53H139ZM180 52H182V51H180ZM185 52V51H184ZM183 52V53H184ZM29 53V52H28ZM99 53V52H98ZM102 53V52H101ZM136 53V54H137ZM142 53V52H141ZM176 53V52H175ZM182 53V54H183ZM221 53H225V52H221ZM230 53V52H229ZM232 53V52H231ZM231 53H230V57H229V55H228V57H229V59H231L232 60V55H231ZM0 54H1V51H0ZM121 54V53H120ZM140 54V53H139ZM139 54H137L136 55V57L137 56H139ZM147 54H145V56H146V58H148L147 57ZM226 54H228V53H226ZM233 54V53H232ZM8 55H9V52H8V54L6 53V55H2L1 57H5V56H7L8 57ZM88 55V54H87ZM106 55H107V53H106ZM105 55V56H106ZM221 55H223V54H221ZM20 56V57H19ZM53 56V55H52ZM60 56H61V54H60ZM89 56V55H88ZM99 56V55H98ZM171 56V55H170ZM0 57V58H1ZM14 57V58H13ZM18 57V58H17ZM28 57H26V60L28 59L29 61H30V59L28 58ZM62 57V56H61ZM64 57V56H63ZM135 57V55H134V60H135V62H137V63H139V61L143 58V57H140L139 56V58H141V59H139V61H136L137 60V58ZM150 57V56H149ZM152 57H150V58H152ZM9 58H11V56H9L8 57V59ZM24 58V57H23ZM33 58V59H34ZM65 58V57H64ZM98 58V57H97ZM105 58V57H104ZM109 58V57H108ZM220 58H221V60H220ZM220 58H219V60H217V62L218 61H221V62H223V66H224V64H225V60L223 61V59L224 58H226L225 56L223 57V59H222V56H220ZM7 59V58H6ZM25 59V58H24ZM32 59V60H33ZM34 59V60H35ZM109 59H111V58H109ZM128 59H130V58H128ZM1 60H4V59H2L1 58ZM143 60H144V58H143ZM142 60V61H143ZM152 60V59H151ZM164 60V59H163ZM228 60V59H227ZM11 61H12V65H14V64H16L15 65V67L16 66H21V64L20 63H22V61L20 62V63H18V62H14L13 60H8L7 62H9L10 64H11ZM98 61H99V59H98ZM229 61V60H228ZM5 62V61H4ZM24 62H25V60H24ZM24 62H23V64H24ZM53 62V61H52ZM99 62H102L103 63V61L101 60V61H99ZM144 62V61H143ZM151 62H153V64L151 65V66H153V67H155V65H156V67L158 68V64H155L154 65V61H151ZM150 62V63H151ZM157 62V61H156ZM160 62H161V60H160ZM160 62H158V63H160ZM175 62V61H174ZM227 62V61H226ZM25 63H28V61L27 62H25ZM130 63V62H129ZM228 63H231V64H235V63H232L231 61H229ZM4 64L5 63H3L2 65L4 66ZM7 64V63H6ZM10 64H8V65H10ZM19 64V65H18ZM55 63L53 62V65H54ZM99 64V63H98ZM97 63L95 64V66H99ZM104 64V63H103ZM131 64V63H130ZM165 64V63H164ZM174 64V63H173ZM214 64L216 65V63L214 62ZM218 64H219V62H218ZM53 65H52V67H53ZM57 65V64H56ZM142 65H143V63H142ZM160 65H163V63H160ZM166 65V64H165ZM213 65V64H212ZM212 65L210 66V68H212V70L215 68V66H213L212 67ZM55 66V65H54ZM128 66V65H127ZM237 65L235 64L234 65V67H231L230 65H229V67H230V69H228V70H230L231 72H232V68H234L235 70H236V67ZM10 69H11V67L10 66H8ZM6 68V70L7 69H9V68ZM91 67V66H90ZM166 67V66H165ZM216 67H218V66H216ZM236 67V68H235ZM1 68H3V69H1L0 71V73H5L4 71H6L5 70V67H2L1 66ZM17 68V67H16ZM55 68V67H54ZM96 68V67H95ZM108 68V67H107ZM110 68V67H109ZM126 68L127 67H125V70H126ZM160 68V67H159ZM206 68H208V67H206ZM57 69H59V68H57ZM105 69V68H104ZM114 69V68H113ZM146 69V68H145ZM144 69V70H145ZM153 69H155V68H153ZM177 69V68H176ZM209 69V68H208ZM223 69H224V67H223ZM234 69H233V71H234ZM13 69H11V71H12ZM60 70V69H59ZM58 70V71H59ZM62 70V69H61ZM109 70V69H108ZM130 70V71H129ZM129 72L126 70V72L128 73V75H126V77L127 76H130L133 80H137V77H138V75L139 74H135V73H133L134 71L133 70H131L130 68H129ZM151 70V69H150ZM149 70V71H150ZM161 70V69H160ZM211 70V69H210ZM215 70V69H214ZM228 70H226V67H225V70L223 71V72H225L226 71V73H227V71ZM8 71V70H7ZM10 71V70H9ZM14 71V70H13ZM12 71V72H13ZM55 71H56V69H55ZM131 71H132V73H131ZM153 71V70H152ZM156 71V70H155ZM155 71H153V73H155ZM165 71V70H164ZM185 71H187V70H185ZM196 71V70H195ZM194 71V72H195ZM217 71V70H216ZM70 72H71V70H70ZM96 72V71H95ZM112 72V71H111ZM123 72V70L120 72V73H122ZM125 72V71H124ZM136 72V71H135ZM144 72V71H143ZM151 72V71H150ZM150 72H149V74H150ZM159 72V71H158ZM172 72V71H171ZM199 72V71H198ZM198 72H196V73H198ZM220 72V71H219ZM8 73V72H7ZM11 73V72H10ZM59 73V72H58ZM61 73H63V72H61ZM92 73V72H91ZM147 73V72H146ZM157 73V72H156ZM166 73V72H165ZM186 73V72H185ZM230 73V72H229ZM123 74V73H122ZM57 75L58 74H56L55 72H54V69H52V70H50V72H49V74H47V77H45V78H48V79H50V80H52V79H55L56 77H57ZM63 75V74H62ZM86 75H88V74H86ZM151 75V74H150ZM202 75V74H201ZM218 75V74H217ZM220 75V74H219ZM223 75H224V73H223ZM73 76H75V75H73ZM181 76V75H180ZM207 76V75H206ZM211 76V75H210ZM221 76V75H220ZM76 77V76H75ZM129 77V78H130ZM216 77V76H215ZM94 78V77H93ZM96 78V77H95ZM154 78V77H153ZM152 78V79H153ZM213 78V77H212ZM218 78V77H217ZM216 78V79H217ZM57 79V78H56ZM97 80H99V78H96ZM101 79V78H100ZM89 80V79H88ZM92 80V79H91ZM114 80V79H113ZM112 80V81H113ZM127 80H128V78H127ZM35 81H37V80H35ZM65 81V80H64ZM85 81V80H84ZM103 81V80H102ZM123 82V81H122ZM35 84H36V82H34ZM42 83H45V82H41L39 85H38V83L36 84V85H34V86H32V87H30V85H29V89H30V91H31V93H27L26 94V92L25 93H23L22 95L20 94L21 92H14L13 94H14V96H17V97H19V98H23V100H22V102H17V100L15 99V98H13L12 96V98L13 99H15L16 100V103H20L19 104V106H18V104H17V110L19 111L18 112V114L20 113V115H21V117L23 116V117H25L26 115H29V114H31L32 113V111H33V108H30V109H27V107L25 106V103H27V102H29L30 100H32L33 98H35V97H40V98H42V103H40V104H42L43 105V108L46 110H44L45 112H46V117H48V116H52V118L54 117L55 119H57L58 117H55V116H57V114H58V112L61 110V108L64 106V105H66L67 103L68 104H71L72 106H73V111H72V113L70 114V116H69V120H74L79 126H81V127H83V128H90L92 125H94V124H97V122H99V121H101L102 119H103V114H104V112L105 111H107L108 109H110V108H114V109H119V108H121V107H123V105L126 103V102H128V101H131V100H133L136 96H141L142 94L138 91V90H135V89H132L131 87L128 89L127 88V90L126 89H124L122 86V89L124 90V91H122V90H120L119 88H120V86L118 87H116V86H113L111 83L110 84H106V85H97V84H92V85H85L84 84V88H82L83 87V85L82 84H80L81 85V87H77L76 85H71V84H69V83H63V84H61V85H58V86H54V85H51L49 82L48 83H45V84H42ZM84 83V82H83ZM87 83V82H86ZM121 83V82H120ZM31 84V83H30ZM104 84H105V82H104ZM117 84V83H116ZM26 85V84H25ZM231 85V84H230ZM240 85H241V83H240ZM13 86H15V85H13ZM87 87V88H86ZM115 87V88H114ZM241 87V86H240ZM243 87H246L245 85H243ZM242 87V89H244ZM13 87H8V90L9 91H11V89H12ZM85 88H86V90H85ZM118 88V89H117ZM229 88V87H228ZM15 90H16V88H14ZM14 89L12 90V91H14ZM38 89H47L48 90V92L47 93H40V92H38L37 90ZM82 89H84L83 90V92H82ZM231 89V88H230ZM238 89H239V87H238ZM237 89V90H238ZM246 89V88H245ZM18 90V89H17ZM24 90V89H23ZM232 90V92H235V90H233V88L231 89ZM236 90V91H237ZM6 91V90H5ZM227 91V90H226ZM245 91V90H244ZM243 90H241L240 91V93H241V96L242 95H245V94H247V92L245 91V94H243L242 92H244ZM67 92H73V95H70V96H67ZM98 92V93H97ZM0 93H2V92H0ZM8 93V92H7ZM237 92H235V94H236ZM12 94V95H13ZM238 94H239V92H238ZM10 95V94H9ZM231 95H232V93H231ZM237 95V94H236ZM238 96V95H237ZM16 97V98H17ZM226 97V96H225ZM243 97H245V96H243ZM242 97V98H243ZM1 98V97H0ZM39 98V99H40ZM82 98H83V100H85L86 98L88 99V105H86V103L84 102V101H81L82 100ZM112 98V99H111ZM229 98V97H228ZM112 100V101H111ZM2 101V100H1ZM0 101V105L2 106V102ZM82 102V103H81ZM84 102V103H83ZM39 104V103H38ZM184 104V103H183ZM32 107H34V106H32ZM177 107V106H176ZM40 108H42L41 106H40ZM43 108H42V110H40L39 112H41V111H43ZM175 108V107H174ZM173 108V109H174ZM39 109V108H38ZM172 109V110H173ZM177 109V108H176ZM186 109V108H185ZM47 110H49V112H50V110L51 111H53V113H52V115L50 114V115H48V111ZM171 110V111H172ZM39 112H36V113H39ZM45 112H41L42 114H41V116L43 115V114H45ZM48 112V113H47ZM61 112V111H60ZM191 112V111H190ZM36 113H35V115L33 116V119H32V124H36L35 122H37L38 123V120H36L37 119V115H36ZM194 113V112H193ZM17 113H15L14 115H18ZM77 114V115H76ZM183 114H181L180 115V117H171V118H166V116H161V119L159 120V121H157L156 123H153L152 121H153V119L155 118V116H156V113H153V117H148V116H146V119L147 120H149L150 121V124H147L146 126H144V128H143V130L141 131V135H140V141H139V147L140 148H144V147H146V148H150V147H158V151L160 152V153H162L165 149H167V154H166V156H165V158H163L164 159V162L166 163L165 165H166V168H168V167H170V165L168 164V162H169V159L171 158V156L173 155V153L174 152H176L177 150H178V148H179V143H177L176 141L177 140H179V138H180V141H181V143L182 142H187L188 140H192L193 142H195V138H196V134H197V128L198 127H200V128H202L203 126H204V124H203V120H204V118H205V116H206V112L205 111H203L201 114H199V115H194V114H189V115H185V116H182ZM172 116H174V115H172ZM45 117V118H46ZM162 117H164V118H162ZM39 118V117H38ZM43 118V117H42ZM51 119V117H48V119ZM14 119H15V117H14ZM54 119V120H55ZM61 119V118H60ZM36 120V121H35ZM18 121V120H17ZM44 121V120H43ZM45 121H47V119H45ZM198 121H199V123H198ZM2 122V121H1ZM0 122V123H1ZM4 122V121H3ZM28 122V121H27ZM19 123H21V122H19ZM14 124V125H13ZM12 125H11V129L10 130H12L13 129V131H10L9 133H11V132H13V133H15L16 134V136L15 137H18V136H22V135H24V136H26L24 139H19L20 141H18L19 143H21V146L23 145V147H24V149H25V151H26V153H28L30 156H35L36 155V153L40 150V149H42V151H43V153H42V157L41 158H39L38 160L36 159L35 161V163H33L32 164V169H34L35 171H36V173H41V174H39V177L41 178V176L44 178V179H37V178H33V179H30V180H25L23 177H21V176H15V175H13L14 174V172H13V174H10L8 171L9 170H13L12 168H9L10 167V165L7 167V169H6V167H5V165H4V167H3V164H4V162L2 161V163H1V161H0V172L1 173H4V175L6 176V174L5 173H8V175L10 174L11 175V177H12V175L15 177V179H16V187L18 188V189H24V188H32V190H33V188L35 187V189H39V188H41V189H43V188H45V189H48L49 191H51V190H54L55 191V189L60 185H67V186H71V188H70V191H73V193H76V195H77V200H79V201H81L82 203L83 202H87V203H89V205L90 206H102V205H104V204H106V203H122L123 205H124V203H123V201H121L123 198H127V197H129V196H132V197H130L129 199L127 198L126 200H127V202H125V203H127L125 206H124V210L122 211V213H124V212H131V210H132V207L133 206H136V208H137V211H142L145 215L150 211V210H152V208H154L155 206H157V205H159V204H163L164 202H166L167 200H168V198H167V194H166V188H165V184H164V182L160 179V178H155V179H153V178H151L148 174H146L144 171H143V169L145 168V167H150V168H152V165L151 166H148V165H145L144 163H142L141 162V165H142V167L140 168V169H138L137 170V175H136V177L135 178H133L132 179V181H130L129 183H127V184H125V185H123L121 188H117V189H115L114 191H113V193L111 192V193H106V189L108 188V187H110V186H112V184H113V182H116V181H118L121 177H122V175L123 174H110V179H103V178H101V177H99L95 172H91L90 170H89V159H88V157L87 156H85V155H83V152H82V154H80L79 153V150H80V148H81V145H80V143L78 142V140L76 139V137L74 136V135H72V134H65L64 135V138L65 139H67V140H70V142H71V139H76L77 141L75 142V144L74 145H71L70 143H68V144H66L65 146H60V144H58L57 145V143L59 142V140L54 136L53 138H52V140H43V138H42V140L40 139L41 137V135H42V131H41V123H39V124H37L36 125V128H29V127H27L26 125H23V124H20L17 128H13V126H16V124L15 123H13ZM30 124V123H29ZM41 124V125H40ZM45 124V123H44ZM4 125H6L7 126V124L6 123H4ZM8 125H10V124H8ZM38 125H40L39 127H37ZM6 126L4 127V128H6ZM8 127V131H9V126H7ZM14 129H15V131H14ZM91 129H92V127H91ZM91 129L89 130V133H90V131H91ZM5 131H6V129H4ZM40 131H41V133H40ZM170 132H175V134L177 135V136H175V138H173V139H169L171 136V133ZM89 133H85V135H87V134H89ZM123 133V132H122ZM41 134V135H40ZM125 134V133H124ZM170 134V135H169ZM174 134V133H173ZM179 134V135H178ZM247 134V136L248 135H250V134H248V133H246ZM10 135V134H9ZM18 135V136H17ZM242 135H244L245 136V133H243ZM253 135V136H252ZM240 135H238V137H239ZM243 136V137H244ZM250 136H252V138H255L256 136H257V134L254 136V134H251ZM259 136V135H258ZM115 137H117V139H122L124 136L123 135H119V134H117ZM242 137V136H241ZM249 137V136H248ZM235 138H236V136H235ZM234 138V139H235ZM240 138V137H239ZM252 138H250V141L251 140H253V142H255V144H256V138H255V140L254 139H252ZM259 138V140H261V138L260 137H258ZM257 138V139H258ZM2 139V138H1ZM10 139V138H9ZM7 140H8V137H7ZM104 140H109V139H107L106 138V135L105 134H103V139H101V142L102 141H104ZM244 140V139H243ZM248 142H249V144L251 145H253V143L252 142H250L248 139H246ZM258 140V141H259ZM132 141V140H131ZM236 141H237V139H236ZM236 141H231L232 142V144H233V149L232 150H230V151H233L234 149H235V147H236V149H237V152L236 151H234V153L233 152H229V147L231 146V145H229V147L218 157V159H217V165H216V167H217V173H216V176L215 177H212L211 176V178H210V176L209 177H207V179H209V180H207V182H206V180H198V181H195V182H193L192 184H190L189 186H188V188H187V191H186V199H185V203H187V199H191L193 202H194V207H192V214L193 215H195V214H202V215H208V214H211L212 212H213V210L215 209L214 207H216L217 209H215L216 210V213H220L221 211H225V209H226V207H225V204H227L226 203V198L224 197V196H226L225 194H223V193H225L224 191L226 190L227 192H228V189L231 187V183L233 184V182L232 181H230L231 183H230V185L228 184V182H227V176L228 175H230L231 174V176H230V179H232V178H234V180H235V182H234V184L236 185V183H237V185L235 186H233L234 187V189H233V192L235 193V194H233V192H231V190H230V193H231V195L233 194V196L235 195H238L237 197V199H239V200H241V198H243L244 196H245V194L243 193L242 194V191L243 192H245V189L244 188H248V187H251L252 186V184L251 183H249V182H251V179H252V175L249 173V171H248V167L247 166H249V165H247L246 164V160H247V163L249 162L250 163V157L251 156H254V154H252L251 155V153L253 152H257V150L256 151H254V149H253V151H251V153L250 152H247L248 151V149L246 148V153L247 154H245V152L243 151V154H245V155H248V153H250L249 155H250V157H246V158H244V156H242L241 154V157H242V159H244V161H242L241 160V158L240 157H238L239 156V154L238 155H234L235 153L237 154L238 153V147H240V149L242 148V145L240 146L239 144H241V143H238L237 144V142ZM242 141V140H241ZM240 141V142H241ZM247 141H245L244 143H246ZM14 142V141H13ZM135 142V141H134ZM230 142V143H231ZM263 142V141H262ZM261 142V143H262ZM14 143H16L17 144V141L16 142H14ZM236 143V146L234 145ZM260 143V142H259ZM259 143H257L258 145H259ZM13 144V143H12ZM62 145H63V143H61ZM243 144V143H242ZM247 144V143H246ZM264 144V143H263ZM244 145V144H243ZM248 145V144H247ZM258 145H256V147L258 146ZM15 146V145H14ZM17 146H19L18 144H17ZM246 146V145H245ZM255 146V145H254ZM264 146V145H263ZM3 147V146H2ZM13 147V146H12ZM54 147H56L54 150H53V148ZM244 147V146H243ZM249 147H251V146H249ZM231 148H232V146H231ZM260 148V147H259ZM19 149H21L20 148V146H19V148H18V151H19ZM235 149V150H236ZM239 149V150H240ZM244 149V148H243ZM251 149V148H250ZM262 149V148H261ZM260 150V149H259ZM13 151V150H12ZM41 151V150H40ZM228 151V152H227ZM250 151V150H249ZM171 152V154H169ZM259 152V151H258ZM13 153H15V151L13 152ZM19 153V152H18ZM23 153V152H22ZM22 153H21V156H23L22 155ZM229 154L228 155V157L230 158V159H227V160H225V157H227V154ZM233 153V154H232ZM240 153V152H239ZM16 154V153H15ZM41 154V153H40ZM226 154V155H225ZM234 155V157H235V159L238 161V163L239 164H242V166H243V164H244V168H243V170H244V172H243V170H242V168H241V165H238V169H239V171L237 172V169H236V167H237V164L235 165V163H234V161L233 160H235V159H233V160H231L232 158H234V157H232ZM27 156V155H26ZM11 157V156H10ZM48 157H51V159H52V164L51 165H49V166H45V165H42V164H44V160L46 161V158H48ZM223 157V158H222ZM15 158H16V156H15ZM23 158H25V157H23ZM222 158V159H221ZM12 159H14V158H11V160ZM28 159V158H27ZM219 159H221V164H219ZM240 159V160H239ZM249 159V160H248ZM157 160H159V155H157L156 157H155V159L153 160V162H155V161H157ZM162 161V160H161ZM222 161H226V162H222ZM228 161H230L231 163H232V161H233V163H232V165H231V163L230 162H228ZM240 161L242 162V163H240ZM14 162V161H13ZM29 163H30V161H29ZM226 163V164H225ZM31 164V163H30ZM246 164V165H245ZM13 165V164H12ZM224 165L225 166H227V168H225L224 167ZM3 168H2V167ZM228 167H230V168H228ZM234 167V168H233ZM247 168V169H246ZM225 169H227V170H225ZM228 169H230L229 171H228ZM233 169V170H232ZM234 169H236V170H234ZM8 170V171H7ZM25 170H26V168H25ZM246 170L248 171L247 172V178L246 177H244L245 176V174H246ZM4 171V172H3ZM164 171H166V170H164ZM228 171V172H227ZM240 171H242V172H240ZM235 172H236V175H237V177H235V176H233L234 174H235ZM12 173V172H11ZM233 173V174H232ZM240 173V174H239ZM25 174H27L26 172H25ZM32 174V173H31ZM228 174V175H227ZM30 175V174H29ZM225 175H226V177H225ZM239 175H240V178L242 177V179H244V182H245V184H244V182H241V183H239V181L240 180H242V179H239ZM1 176L3 177V175L1 174ZM251 177V179H250V177ZM13 177V178H14ZM232 177V178H231ZM244 177V178H243ZM249 177V178H248ZM81 178H85V182H83L82 184H78L77 183V180L78 179H81ZM224 178V179H223ZM5 179V178H4ZM53 179H58V180H61V182H58V183H56V182H54L53 181ZM93 179H97V181H92ZM223 179V180H222ZM226 179V180H225ZM236 179H237V181H236ZM246 179V180H245ZM221 180V181H220ZM203 181H205V182H203ZM248 181V182H247ZM256 182V181H255ZM259 182V181H258ZM251 184V186H249V184ZM242 184V185H241ZM246 184H248L247 186L248 187H246ZM10 185V184H9ZM239 185H241L240 187H239ZM256 185H258L257 183H256ZM2 186H3V184H2ZM118 186V185H117ZM254 186V185H253ZM252 186V187H253ZM261 185H260V183H259V186L257 187V189H258V191H257V189L256 190H250L251 192H256L255 194L256 195H258V194H260L259 192H262V189H261V187H260ZM5 187V186H4ZM12 187H13V185H12ZM11 186H9L8 188H9V190H10V188L11 189H13ZM114 187H116V186H114ZM226 188H228V189H226ZM241 188H243V190L241 189ZM59 189V188H58ZM230 189H232V188H230ZM238 189H240V190H238ZM4 190V189H3ZM1 191V192H3V194H4V191ZM7 191V190H6ZM5 191V192H6ZM38 191V190H37ZM247 191V190H246ZM241 192V193H240ZM250 192V193H251ZM258 192V193H257ZM38 193V192H37ZM51 193V192H50ZM102 193H104V195H102ZM106 193V194H105ZM237 193H240V194H237ZM247 194H249V193H247ZM228 196H229V194H227ZM180 196L181 197H184L185 196V192L184 191H181V193H180ZM233 196H230V197H232L233 199L235 198V197H233ZM242 196V197H241ZM255 199H256V196H254V195H252ZM260 197H261V195H259ZM258 196V197H259ZM257 197V198H258ZM29 198V197H28ZM253 198V199H254ZM4 199V198H3ZM2 199V200H3ZM236 199V198H235ZM234 199V201H236L237 203H238V201H237V199L235 200ZM248 199H250L249 197H248ZM13 200V199H12ZM25 200V199H24ZM26 200H28V199H26ZM243 200V199H242ZM38 201V200H37ZM252 201V200H251ZM5 202V201H4ZM195 202H199V206H196V204H195ZM229 202V201H228ZM243 202V201H242ZM39 203V202H38ZM235 203V202H234ZM244 203H245V201H244ZM12 204V203H11ZM24 206H25V204H37L36 203V201L34 200V201H26L25 203H22ZM22 204L20 205V206H22ZM239 204H240V202H239ZM231 205V204H230ZM243 205V204H242ZM93 206H92V208H93ZM111 206V205H110ZM122 206V205H121ZM164 206V205H163ZM205 206H210V208H212L211 210H208L207 208H204ZM232 206H234V205H232ZM243 206H245V205H243ZM89 207V206H88ZM96 208V209H99V208ZM2 208V206H0V211L2 210L1 209ZM113 208V207H112ZM121 208V207H120ZM214 208V209H213ZM237 208V207H236ZM247 208H249V207H247ZM94 209V208H93ZM102 210H103V208H101ZM118 209V208H117ZM116 209V210H117ZM165 209H167V207L166 208H164V209H162V211L163 210H165ZM234 210V209H233ZM236 210V209H235ZM244 210V209H243ZM257 210V209H256ZM4 212H5V210H4ZM115 212H117V211H115ZM215 212V211H214ZM241 212V211H240ZM256 212V211H255ZM2 213V212H1ZM118 213V212H117ZM53 219L55 218V217H52ZM53 219H51L50 220V218L48 219V223L46 222L45 224H44V226L42 227V229H40V228H38V229H36L37 227H35L34 229H32V228H30L31 229V231H30V233L28 232V236H32V235H34L35 233V236L37 235H39V234H41V235H39L41 238V240L43 241V240H46V239H48V238H52V237H57V238H59L60 239V241H61V247L63 248V240L68 236V235H70V233L72 232L73 234H76V233H78L79 232V230H77V228L79 227V224H78V226L77 227H74L75 228V230H74V228H73V231L71 230L68 234H67V232H68V230H65V229H63V228H60L59 226H57L56 224V222L57 221H55L56 220V218L54 219V221H53ZM50 220V221H49ZM30 229H28V231L30 230ZM40 229V230H39ZM8 229H6V231H4V233H2V234H4V235H12V233L14 234V232H15V234L16 233H20L18 230H16V229H14V231L12 230V232H10L9 230H11L10 228H9V230L7 231ZM41 231L39 234H37L38 233V231ZM65 230V231H64ZM48 231H50V234L49 233H46V232H48ZM74 232H76V233H74ZM0 233V234H1ZM7 233V234H6ZM10 233V234H9ZM71 233V234H72ZM2 234L0 235V236H2ZM21 234V236H27L26 235V232H25V234L24 233H20ZM19 234V235H20ZM23 234V235H22ZM42 234H43V236H42ZM3 235V236H4ZM66 235V236H65ZM65 236V237H64ZM34 237V236H33ZM43 237V238H42ZM64 237V238H63ZM69 237V236H68ZM37 238H39V237H37ZM85 243L87 242V241H84ZM84 242H81L80 244H79V246H77V248H74L72 251H70V249H72V248H70L69 246H68V251L67 252H64L63 253V255L65 256V258H67V259H69L70 260V258H68V256L69 255H73L72 253L74 252L75 254H80L82 257L83 256H85V253H82V252H80L79 251V247H81V245H83L84 244ZM117 242H119V241H117ZM121 242V241H120ZM123 247V246H122ZM120 250L121 251H123V249L121 248V249H119V252H120ZM124 252V251H123ZM123 252H121L120 254H118V252H117V255H122V254H127L128 255V253H123ZM82 254H84V255H82ZM90 253H87V255H89ZM116 254V253H115ZM115 254H114V256H115ZM81 257V258H82ZM112 257V256H111ZM90 258V256L88 257V259ZM100 259H103L104 260V256L103 257H101ZM76 260V259H75ZM112 260V259H111ZM74 261V260H73Z\"/></svg>", "mask_w": 264, "mask_h": 264}]
</instances>
